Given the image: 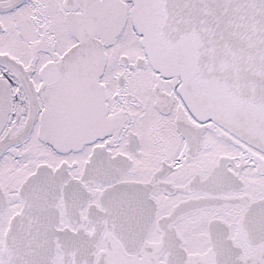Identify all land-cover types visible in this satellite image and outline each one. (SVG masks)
<instances>
[{
    "label": "snow or ice",
    "instance_id": "6c2138e0",
    "mask_svg": "<svg viewBox=\"0 0 264 264\" xmlns=\"http://www.w3.org/2000/svg\"><path fill=\"white\" fill-rule=\"evenodd\" d=\"M0 264H264V0H0Z\"/></svg>",
    "mask_w": 264,
    "mask_h": 264
}]
</instances>
